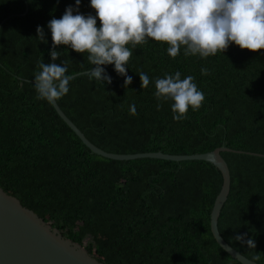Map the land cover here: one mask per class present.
<instances>
[{"label":"trees","instance_id":"trees-1","mask_svg":"<svg viewBox=\"0 0 264 264\" xmlns=\"http://www.w3.org/2000/svg\"><path fill=\"white\" fill-rule=\"evenodd\" d=\"M70 5L75 0H0V187L105 264H241L210 231L222 185L214 165L101 157L52 105L36 99L38 62H52L47 24ZM79 12L95 16L90 0H81ZM37 26L47 43L37 38ZM167 48L148 39L132 49L126 66L132 84L125 88L114 65L105 68L112 83L103 85L82 74L94 67L87 53L57 46L55 63L67 61L66 74L75 75L57 104L92 144L109 153L230 149L221 153L231 184L218 229L231 247L264 264V50L230 44L224 53L201 58L185 56L182 48L172 58ZM202 67L210 74L202 75ZM177 71L182 79L193 76L205 95L202 106L189 108L181 121L173 120V101L154 95L156 78ZM139 72L149 76L146 89ZM133 103L135 116L129 113ZM238 234H247L256 247L236 241Z\"/></svg>","mask_w":264,"mask_h":264},{"label":"clouds","instance_id":"clouds-1","mask_svg":"<svg viewBox=\"0 0 264 264\" xmlns=\"http://www.w3.org/2000/svg\"><path fill=\"white\" fill-rule=\"evenodd\" d=\"M80 4L81 0H75V7L68 6L61 18H52L47 24L52 38L49 52L52 62H38L39 71L32 84L36 99L50 105L69 92L72 79L66 74L67 61L55 63L59 58L56 48L60 45L77 53H87L94 67L82 74L103 85L105 82L110 85L112 78L102 66L114 65L116 73L125 77V88L132 84L126 68L132 49L147 43L148 39L167 44V53L172 58L177 57L182 48L185 56L201 58L224 53L230 44L252 52L264 50V0H90L95 16L81 14ZM36 32L37 38L47 43L41 26H37ZM201 74L210 73L202 67ZM139 78L141 88H148L149 76L139 72ZM194 79L191 75L182 79L177 71L155 80V98L173 101L174 121L186 119L189 108L196 111L205 100ZM160 107L157 103V110ZM129 113L137 115L134 103L129 106ZM246 235L238 234L234 239L255 248V241L246 239Z\"/></svg>","mask_w":264,"mask_h":264},{"label":"water","instance_id":"water-1","mask_svg":"<svg viewBox=\"0 0 264 264\" xmlns=\"http://www.w3.org/2000/svg\"><path fill=\"white\" fill-rule=\"evenodd\" d=\"M108 65H103L106 68ZM89 72V71H87ZM84 72V73H87ZM72 75L71 77H74ZM58 116L94 154L115 161L135 159H161L167 161H206L214 165L222 176V185L210 212V231L218 246L241 264H257L231 247L221 236L218 219L230 190V172L221 156L230 149L219 147L212 151L193 155H169L161 152L138 154H115L92 144L77 126L60 109L52 105ZM0 264H105L80 244L64 238L61 232L45 222L35 212L24 207L20 201L0 187Z\"/></svg>","mask_w":264,"mask_h":264},{"label":"bare ground","instance_id":"bare-ground-1","mask_svg":"<svg viewBox=\"0 0 264 264\" xmlns=\"http://www.w3.org/2000/svg\"><path fill=\"white\" fill-rule=\"evenodd\" d=\"M227 163V162H226ZM230 184H231V180H230ZM229 193H230V190H229ZM228 196H229V194H228ZM228 196H227V199H228ZM227 199H226V201H227ZM226 201L224 202V204L226 203ZM224 204H223V206H224ZM223 206H222V208H223ZM222 208H221V210H222ZM221 213V212H220ZM220 216V215H219Z\"/></svg>","mask_w":264,"mask_h":264},{"label":"rangeland","instance_id":"rangeland-1","mask_svg":"<svg viewBox=\"0 0 264 264\" xmlns=\"http://www.w3.org/2000/svg\"><path fill=\"white\" fill-rule=\"evenodd\" d=\"M88 239L85 240V242H87ZM107 262H111V259H108Z\"/></svg>","mask_w":264,"mask_h":264}]
</instances>
